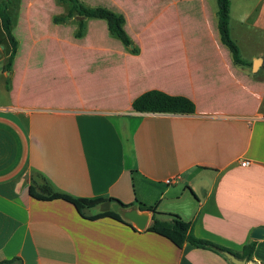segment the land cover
<instances>
[{
    "label": "crops",
    "instance_id": "1",
    "mask_svg": "<svg viewBox=\"0 0 264 264\" xmlns=\"http://www.w3.org/2000/svg\"><path fill=\"white\" fill-rule=\"evenodd\" d=\"M259 1L255 27L264 15ZM22 7L17 19L32 42H50L55 52L46 49L24 66L19 42L7 73L10 53L0 40V264H233L147 232L152 213L138 204L177 215L197 237L233 250L257 241L251 263L264 264V239L251 237L264 227V75L253 71L264 59L234 64L220 40L214 1L166 2L155 20L166 22L149 45L141 37L156 22L134 30L139 44L129 34L136 54L133 45L101 39L102 25L87 27V18L82 38L38 39L31 7L24 15ZM230 29L239 43L231 22ZM151 90L189 98L195 113L135 112L132 102ZM43 178L74 198L138 202L128 210L146 216L147 226L123 217L122 208L132 227L86 219L63 200L35 199L30 188L39 191Z\"/></svg>",
    "mask_w": 264,
    "mask_h": 264
},
{
    "label": "trees",
    "instance_id": "2",
    "mask_svg": "<svg viewBox=\"0 0 264 264\" xmlns=\"http://www.w3.org/2000/svg\"><path fill=\"white\" fill-rule=\"evenodd\" d=\"M75 7H77V13L87 19H99L107 21L109 33L118 37L125 47L133 45V41L125 29V17L121 13L113 12L103 7H85L82 4L76 5L77 0H70ZM217 22L220 40L224 46H226L230 53L232 60L237 66H249L251 63L244 60L241 56V51L238 43L233 39L230 29V12L231 1L230 0H217ZM73 17L72 13H68L65 16L56 17L54 21L66 22ZM0 19L5 37L10 45L11 52L6 64L7 71L10 72L15 57L19 48V40L16 38L13 28L14 22L9 13V1L4 0L0 4ZM84 36V27L80 23V29L74 34L75 38H82ZM132 52L136 54L138 50L132 49ZM264 69V65L262 67ZM7 88L8 83H7ZM132 108L137 113H153V114H193L195 113V104L192 100L184 96H172L159 90H151L138 96L132 102ZM44 182L39 187V191L31 186L30 194L35 199L41 201H53L63 200L72 204L79 214L89 220L95 221L103 218H113L114 220L124 223L130 227L129 223L125 222L119 212L109 211L105 213H97L93 216L86 215L87 211H91L98 208L106 199L97 198H74L72 196L56 193L50 187L48 181L43 178ZM34 183V181H33ZM113 202L119 203L122 209L135 208L136 204H125L118 199H109ZM138 209L142 212L152 213V223L146 229L147 232H152L162 236L172 242L176 247L182 248L185 243H189L197 248L211 250L220 255L226 256L227 254L234 255L240 260H246L247 262H254L253 255L256 250L257 241H252L246 244L242 250L237 251L231 248L219 245L213 241L199 238L193 233L192 223L184 221L181 217L172 214L158 213L154 207L146 206L143 204L137 205ZM162 217V218H158ZM18 262L21 264V260L7 261L2 264H14Z\"/></svg>",
    "mask_w": 264,
    "mask_h": 264
},
{
    "label": "rangeland",
    "instance_id": "3",
    "mask_svg": "<svg viewBox=\"0 0 264 264\" xmlns=\"http://www.w3.org/2000/svg\"><path fill=\"white\" fill-rule=\"evenodd\" d=\"M9 1V13L14 22V34L16 38L20 42L22 60L27 62L28 59L34 60L38 59L45 55V50L47 49L48 55L52 52H55L51 48H53L50 42L45 43H33L29 35L28 29L21 23L17 18L20 12L21 6L23 15L30 9V16L33 19V34L35 37L40 36H48L51 39H55L56 37H64L69 40H73L74 34L80 29V23L83 24L84 27V17L80 16L77 13V7L70 0H8ZM215 4V8L217 7V0H210ZM161 2V3H160ZM166 2H171V0H155L154 2H150V0H77V4H82L85 7H103L107 8L113 12H120L115 9V7H121L125 16H127L128 20V34L133 36V39L136 40L137 44H139L140 38H136L134 30H139L140 32H144L146 26L148 27L149 23L156 22L155 25L149 27L147 31V37H141L145 42V45H149L154 39V31L157 29L156 26H160L166 22V20H157L159 18L160 12L164 10V4ZM29 4V5H28ZM232 11L230 15V22L232 23V34L238 40V44L240 46L241 56L244 60L250 62L254 56L261 55L260 58L264 59V15L259 17L256 27L253 26L254 18L257 16L258 8L260 9V1L259 0H231ZM32 5V6H31ZM164 8V9H163ZM121 11V13H122ZM66 12L72 13L75 18L74 21L69 19L67 21L68 24L63 22H55L54 18L59 17L57 15H61ZM164 17H167L164 15ZM18 20L15 22V20ZM248 19V20H246ZM88 22L86 26H91L92 24H101L97 34L101 35V39L105 38L106 42L113 45H123L121 40L113 36L109 33L107 27V21L99 20V19H87ZM74 22V23H71ZM146 23H148L146 25ZM183 23V21H181ZM94 26V25H93ZM105 26V30L104 29ZM92 27V26H91ZM85 28V27H84ZM106 36L104 37V34ZM42 36V37H43ZM0 40L2 41V46H5L4 54L10 53V47L8 41L5 37V34L2 30L0 23ZM99 41V40H98ZM136 48L133 44L132 49ZM129 51L131 49L129 48ZM2 54V53H1ZM51 56V55H50ZM55 56V55H54ZM51 59L53 57H50ZM50 59V60H51ZM54 59V58H53ZM55 60V59H54ZM56 61V60H55ZM264 64V63H263ZM263 65H260L255 72L258 73L260 77L264 75ZM10 73V72H7ZM258 77V79L260 78ZM92 212H99L100 210L94 209ZM90 211V212H91ZM130 210L124 209L121 211L123 217L127 218L126 214ZM131 212V211H130ZM132 222V221H131ZM135 223V222H133ZM136 224V223H135Z\"/></svg>",
    "mask_w": 264,
    "mask_h": 264
},
{
    "label": "water",
    "instance_id": "4",
    "mask_svg": "<svg viewBox=\"0 0 264 264\" xmlns=\"http://www.w3.org/2000/svg\"><path fill=\"white\" fill-rule=\"evenodd\" d=\"M262 63V59L255 60L253 63V71L257 70L259 66L262 65ZM119 209H121V205L111 200H106L99 206V210L101 213L109 212L111 210L114 212H118ZM126 216L128 217V219H130L132 222H135L142 229L147 226L148 218L146 216L138 215L136 211H129ZM251 237L254 240L264 239V227H256L253 230ZM226 256L232 261L233 264H253L251 262H247L246 260H240L231 254H227Z\"/></svg>",
    "mask_w": 264,
    "mask_h": 264
},
{
    "label": "built area",
    "instance_id": "5",
    "mask_svg": "<svg viewBox=\"0 0 264 264\" xmlns=\"http://www.w3.org/2000/svg\"><path fill=\"white\" fill-rule=\"evenodd\" d=\"M249 164H250L249 161H246V160L242 162L243 166H248ZM172 181H173V179H169V180H167V183L170 184V183H172Z\"/></svg>",
    "mask_w": 264,
    "mask_h": 264
}]
</instances>
